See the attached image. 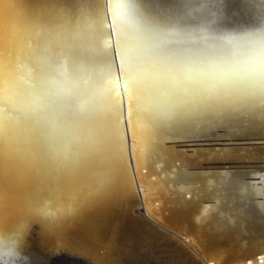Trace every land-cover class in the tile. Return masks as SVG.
Returning <instances> with one entry per match:
<instances>
[{
    "label": "clouds",
    "instance_id": "9594fccd",
    "mask_svg": "<svg viewBox=\"0 0 264 264\" xmlns=\"http://www.w3.org/2000/svg\"><path fill=\"white\" fill-rule=\"evenodd\" d=\"M93 4L75 20L53 24L42 49L18 44L17 67L9 76L8 99L22 122L47 127L58 172L67 160L66 142L78 136L89 144L88 123L124 105L139 123L197 106L264 102V0ZM11 42L0 32V44ZM95 185L64 176L48 196L25 197L23 211L44 218L41 210L51 208L53 197L93 191ZM4 207L0 199V215ZM25 233L0 231V264H27Z\"/></svg>",
    "mask_w": 264,
    "mask_h": 264
},
{
    "label": "bare ground",
    "instance_id": "6f19581e",
    "mask_svg": "<svg viewBox=\"0 0 264 264\" xmlns=\"http://www.w3.org/2000/svg\"><path fill=\"white\" fill-rule=\"evenodd\" d=\"M82 6L86 8H80ZM93 7V3H89L88 6H76L75 2L71 0H58L56 3L50 0H0V32L12 37L11 44L0 45V127L6 130L12 121L15 122L20 117L16 105L8 99L7 91L9 76L17 67L18 44L22 43L25 47L32 45L35 49H42L48 42L46 33L49 32L53 24H60L66 19L75 20L89 9L91 11ZM60 10L65 11V14L57 12ZM234 106L237 110L229 113L227 118L241 130L247 131L257 123L263 122L264 125V102L246 98L235 103ZM239 107L242 109H238ZM225 115L222 117L224 118ZM129 117L131 120L129 131L134 136V140L130 141V151L134 156L132 163L135 179L139 187L146 188V190L142 189L141 193L142 200L148 203L147 205L143 204L144 216L156 225L160 219H167L169 223H166L169 227L177 224L184 228L185 226L181 222L179 223V220L185 213V209L178 208L176 205L182 194L185 193L190 194L195 200L194 204L189 205L187 218L193 222L196 230H200L198 223L201 222L217 229L219 224L211 225L212 222H215L214 217L211 218V216L215 212L221 214L224 211L225 204L220 205L223 202L224 194L218 195L219 200L213 207L204 208V210H201L197 201L205 200L210 196L211 190L207 189L208 182L214 186L213 183H221V178L217 176H212L210 179L203 176L190 177L189 180L197 183L196 189L192 190L188 187L183 193L173 186L174 179L178 175L177 167L174 168V165H170L169 169H163L164 161L170 162L175 159L174 161H183L184 164L191 161L197 162L210 153H199L185 159L186 162L181 155L176 156L169 151L167 153L160 145L161 140L165 138H184L192 134L203 135L208 133L209 129L205 126L193 127L180 115L170 119L142 120L139 123L134 121L132 114ZM118 118L116 111L112 112L106 122L101 123L99 118L89 122L86 126V134L90 143L87 145H84L78 136L74 137L71 142H66L65 148L69 160L67 158L63 161L65 167L60 172L54 164L52 146L49 150L45 149L40 154L32 156L27 163L18 161L17 169L12 176H3L0 172V199L5 205L4 212L0 215V231H21L24 226L25 213L22 205L25 197L43 198L48 196L62 182L64 176L72 175L82 183L89 179L97 181L101 174L110 177L111 181L103 195H94L92 190H88L75 192L71 197L61 195L52 198V203H58L54 215L58 221L44 219V224H42L44 235H42L45 240L40 235L42 240L38 244V248L42 252H39L37 256L41 259L43 257L45 262L41 263L40 259H36L35 256L32 264H54L59 258L62 264L155 263L156 260H151L150 263L142 261L141 258L147 254L142 252L140 247L130 246L131 243L142 245L154 243L149 237L150 232L148 235L146 230L153 233L155 228H149V225L144 226L143 223L132 221L128 214L129 206L134 205L136 201L131 176L125 160L122 158V152L117 149L115 152L117 154L114 157V148L110 147L103 137L98 138L100 135L110 132L111 129L106 126L109 127L108 123H111L116 139L120 146H123L118 131V124H120ZM17 134L15 133L8 140V146H4L7 154L5 157L9 154H19L20 150L16 148L17 145L11 144L17 139ZM92 141H97V143L93 144ZM117 146L119 145L117 144ZM10 147L11 149H8ZM74 150L77 151L74 152ZM70 155L72 156L70 157ZM5 157L2 158L3 163L8 162ZM38 172L41 173L40 184H42L39 189L36 186H30L29 183L32 175L35 176ZM46 176L50 177L46 179ZM42 177L46 181L44 184ZM168 192H171V196H168ZM167 199L173 204L166 207ZM68 204H71L70 212L67 211ZM248 206H251V209L260 210L259 206L240 203L236 204V209L239 214H242ZM185 218L182 219L187 221ZM17 221L19 223L16 225ZM257 221H250L248 225L243 226L245 231L242 233L255 232L259 222ZM263 230L264 228L260 231ZM130 232L132 236L129 234ZM221 234L222 232L219 231L213 233L207 241L212 242L213 246L220 245ZM22 244V252L25 255L24 240ZM57 247H65L68 250L58 255H52L48 251ZM47 253L52 255L50 259H46L48 258ZM213 261L215 264H221L218 262L219 260L213 259Z\"/></svg>",
    "mask_w": 264,
    "mask_h": 264
},
{
    "label": "water",
    "instance_id": "95a60500",
    "mask_svg": "<svg viewBox=\"0 0 264 264\" xmlns=\"http://www.w3.org/2000/svg\"><path fill=\"white\" fill-rule=\"evenodd\" d=\"M50 1L56 3L58 0ZM71 1H74L76 6H88L89 3H93L92 0L91 2L89 0ZM80 8L86 7L82 6ZM57 12L65 14V11L62 10ZM128 109L127 105H124L119 110H112L98 119L101 123L106 122L112 112L117 111L120 123L118 124V131L123 146H120L118 139H116L111 123H108L109 127L106 126V128L111 129L110 132L100 135L98 138L103 137L108 142V145L114 148V157L117 154H115L117 149L119 152H122V158L125 160L131 176L136 201L127 210L131 220L143 223L142 225L144 226L149 225V228H155L153 233L150 230H146L148 235V232H150L149 237L154 243L148 245L130 244V246L140 247L139 249H142V252L147 254L141 260L147 263H150L151 260H156L154 264H215L213 259L215 261L219 260L218 262H221V264H264V230L260 231L264 228L263 122L255 124V126L247 129V131L241 130L239 126L231 123L230 119L227 118L228 113L224 118L221 117L216 121L217 124L214 126H208L206 122L203 123L201 126L209 129V132L206 134H192L184 138H165L161 140V143L159 142L167 153L171 152L176 156L181 155L184 161L199 153H210L197 162L191 161L184 164L183 161H174L175 159L170 162L164 161L163 169H169L170 165H174V168L177 167L178 175L174 179L173 186L179 189V192L184 193V190L188 187L192 190L196 189L197 183L189 180L190 177L203 176L210 179L212 176H217L221 178V183H213L214 186H211L212 184L208 182L207 189L211 190L210 196L205 200L201 199L197 201V204H200L201 210H204V208L213 207L219 200L218 195L224 194L223 202L220 204H225L224 211L221 214L215 212L211 216V218L214 217L215 219V222H212L211 225L217 223L219 226L215 229L201 222L198 223L200 225L198 229L200 230H196L193 222L187 218L189 216V205L194 204L195 201L190 194H182L176 205L178 208L185 209V213L182 214L179 220V223L181 222L185 226L184 228L177 224L169 227L167 219H160V223L157 222L158 224L156 225L144 216L143 204L147 205L148 203L142 200L141 193L143 192L142 189L146 190V188L139 187L135 179V170L132 163L134 156L130 151V141L131 139L134 140V136L129 131L131 120L128 115ZM238 109L242 108L239 107ZM103 126L105 127V125ZM15 133H18L17 139L11 144L17 145L16 148L20 150L19 154H9V156L5 157L7 154L5 153L6 148L4 146H8V140ZM5 141H7L6 144ZM51 146L53 147L52 140L45 125L37 123L34 120H29L25 123L21 121L20 117L17 118L15 122H11L8 129L5 130L0 127V172H2L3 176H12L15 174L18 161L20 163H27L32 156L40 154L45 149L49 150ZM8 149H11V147ZM4 157L8 162H2V158ZM67 158L69 160L68 155ZM40 175V172L35 176L32 175V179L29 182L30 186H36L38 189L42 187ZM49 177L46 176L45 178ZM34 178L35 180H33ZM222 178L224 179L222 180ZM42 182L43 184L46 183L43 177ZM168 196H171V192H168ZM50 203L55 215V208L58 203ZM237 203L259 206L260 212L248 206L242 214H239V211L236 209ZM165 204L167 207L173 203L167 199V203ZM182 218H185L187 221ZM44 219L25 214L24 226L21 231L26 232L23 240L26 247V254L24 256L28 257L27 264H32L35 256L36 259H40L41 263L45 262L43 257L41 259L37 256L39 252H42L38 248V244L42 240L40 239V235L44 232L42 225L44 224ZM253 220L259 221H257L258 227L256 231L242 233V231H245L243 226L248 225ZM19 221L16 222V225ZM218 231L222 232L221 238H219L221 243L220 245L213 246L212 242L207 240L213 233H218ZM129 234L131 235V232ZM43 235L41 238L45 240ZM67 250L65 247H57L48 251L52 255H58L67 252ZM47 255L48 258L46 259L52 257L48 253Z\"/></svg>",
    "mask_w": 264,
    "mask_h": 264
},
{
    "label": "snow or ice",
    "instance_id": "6c2138e0",
    "mask_svg": "<svg viewBox=\"0 0 264 264\" xmlns=\"http://www.w3.org/2000/svg\"><path fill=\"white\" fill-rule=\"evenodd\" d=\"M235 110L236 106L234 105H222L219 107L197 106L191 110L185 111L180 116H182L184 120L190 123L193 127L198 128L205 122L208 124V126H214L217 124L216 121H218L223 115L231 113ZM131 114L132 110L131 107H129V115L131 116ZM110 181V177H108L106 174H101L96 181V185L92 194L103 195L107 190ZM71 210V208L67 209L69 212ZM40 215L45 219L51 220V218L54 216V213L51 208H46L41 210Z\"/></svg>",
    "mask_w": 264,
    "mask_h": 264
},
{
    "label": "rangeland",
    "instance_id": "374dc122",
    "mask_svg": "<svg viewBox=\"0 0 264 264\" xmlns=\"http://www.w3.org/2000/svg\"><path fill=\"white\" fill-rule=\"evenodd\" d=\"M22 186V185H21ZM23 225H24V219H23ZM52 264V263H51ZM54 264H62V261H61V259L59 258V260H57V261H55V263Z\"/></svg>",
    "mask_w": 264,
    "mask_h": 264
}]
</instances>
